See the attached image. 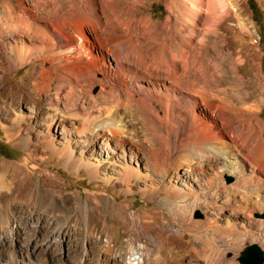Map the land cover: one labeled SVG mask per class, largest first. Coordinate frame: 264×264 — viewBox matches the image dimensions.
<instances>
[{
	"label": "bare ground",
	"instance_id": "1",
	"mask_svg": "<svg viewBox=\"0 0 264 264\" xmlns=\"http://www.w3.org/2000/svg\"><path fill=\"white\" fill-rule=\"evenodd\" d=\"M165 3L167 15L162 22L156 23L150 14H137L141 8L149 6L151 0H18L22 11L17 10L12 0H5L0 8V51H5L9 69L13 62L23 65L33 60V63H38L37 70L33 73L32 86L36 93L45 95L51 107L47 121L49 129L54 123L63 124L66 118L79 114H70L69 107L72 105L69 104L75 93L73 89L77 88L76 92L87 90L88 93L95 85L99 87L97 99L105 103L98 111V120L85 117L86 120L81 119L83 122L77 127L70 120L69 124L73 126L72 136L78 138L79 146L86 149L97 145L106 153L105 162L108 165L117 162L122 165L121 182L127 183L130 178L139 174L130 165L133 162L126 159L129 156L135 163L138 158L136 155L142 152L138 145L127 138L126 113L141 116L145 121L147 119L153 130L167 135L177 129L176 121L191 122L190 125H193L192 128L198 134L193 139V145H207V149L199 154L200 165L204 169H197L196 164H182L168 173L169 181L180 179V176L196 181L200 198L197 199L195 195L194 200H200L199 204L201 200L204 203L213 201L214 204L219 203L221 209H226L225 203L231 196V203L237 207H233L234 211L237 209L245 217L244 228L249 232L255 231L258 221L253 219L251 211L260 206L259 210L263 212L264 200L262 203L260 200L249 202L245 198L249 196H246L248 185L254 182H260L264 192V120L260 119V105L253 98L254 91H247L245 85V92L241 91L240 81L236 79L229 92L225 91L219 98L216 90L212 92L215 101L207 100L208 90H211H207L204 87L206 85L202 84L206 83L204 70L200 68L204 63L198 59L204 51L208 52L206 41L211 36L222 33L221 27L232 16L237 21V27L243 29L237 16V4L229 0H165ZM3 40L8 43L7 50ZM158 54H166L163 61L156 60ZM217 67L222 68L220 64ZM5 70L8 71V68ZM208 80L207 83L212 79L209 77ZM52 86L54 92L45 93ZM261 89V94L264 95V83L261 84ZM89 98L92 100L90 96ZM112 110L119 112L112 113ZM105 112L104 118L102 115ZM240 139H250L248 146L244 148V144L242 145L244 154H240L237 149L241 147ZM230 144L235 145L231 146L235 150L233 153L226 150ZM73 152L71 142L68 141L63 148L61 146L58 154L60 153L63 165L74 173L85 169L89 177L95 178L102 165L98 161L85 162L86 150L78 156ZM127 153L130 155L126 156ZM245 163L250 169L244 166ZM0 168L2 174L10 171V165L5 163H1ZM143 168L148 174H156L147 162ZM208 170L212 176H206ZM11 173L14 174L15 170ZM224 175L233 177L234 182L226 186L222 180ZM19 184L20 181L17 185L10 182L11 187L15 185V190ZM19 195L34 200L32 206L40 212L54 216L55 213L66 210L34 182L19 190ZM65 202L64 204H68L70 199H65ZM181 202V206H186L185 201ZM80 207L86 215H93L87 206L80 203ZM13 211L10 200L6 201L4 207L0 206V229H10L8 217L14 216ZM262 219L260 221L264 222ZM90 225L91 221L80 226ZM2 233L0 253L5 248L10 250L15 247L16 252L9 251L11 257L14 259L21 256L23 264H45L46 257H40V251L45 253L47 247L59 243L53 235L50 236L54 240L52 242H38L30 237L26 241V234L20 228L12 233L13 236ZM57 234L62 241L69 237V233L63 229ZM137 254L129 259L128 264H143L142 255ZM56 255L51 258L56 260ZM122 263V260H113V264ZM78 264H83V261Z\"/></svg>",
	"mask_w": 264,
	"mask_h": 264
},
{
	"label": "rangeland",
	"instance_id": "2",
	"mask_svg": "<svg viewBox=\"0 0 264 264\" xmlns=\"http://www.w3.org/2000/svg\"><path fill=\"white\" fill-rule=\"evenodd\" d=\"M229 1L237 4V16L243 29L237 27V21L232 16L221 27L222 33L211 36L206 41L208 52L204 51L198 57L204 63L200 68L204 70L206 83L202 84L206 85L204 87L207 90H211H208L207 100L214 102L213 93L216 90L217 97L220 98L225 91L227 93L231 90L233 82L240 81L241 91L245 92L243 85L247 91H254L253 98L260 105V119L264 120V95L261 94V84L264 83V0ZM4 2L5 0H0V8ZM12 4L22 11L18 0H12ZM137 14H150L156 23L162 22L167 15L165 0H151V4L141 8ZM3 42L7 50L8 43L6 40ZM0 52V164L10 165V171L6 174H2L0 168V206L4 207L6 201L10 200L14 210V216L8 217L11 230L0 229V234L3 232L2 235L13 236L20 228L26 234V241L30 237L38 242H52L54 240L50 236H56L59 243L47 247L45 253L40 251L39 256L46 257L45 264H78L82 261L83 264H113L116 259L122 260V264H128L129 259L137 253L142 255L143 264H238L239 253L245 247L256 244L264 250V222L254 216L264 215V210H259L260 206L251 211L253 219L258 222L256 221L257 229L249 232L244 228L245 217L237 209V213L234 211L233 207H237L231 203V196L225 203L226 209H221L219 203H215V206L213 201L204 203L201 200L199 204L200 200H194L195 195L197 199L200 198L196 181L183 179L181 176L180 179L169 181L168 173L182 164H196L197 169H204L200 165L199 154L207 149V145H193V139L198 134L193 125H190L191 122L176 121V131L167 135L153 130L147 119L145 121L141 116L126 113L127 138L138 145L142 152L136 155L138 158L135 163L127 153L126 160L133 162L130 165L139 174L134 175L127 183L121 182L122 165L118 162L108 165L105 162L106 153L97 145L86 149L79 146L78 138L72 136L73 126L69 124L71 121L77 127L83 122L81 119L86 120L85 117L98 120V111L105 103H100L97 99L99 87L95 85L88 93L87 90H79L80 93L83 92L80 94L73 86L75 93L73 92L69 104L72 105L69 107L72 111L70 114H79L66 118L63 124L56 122L49 129L47 121L51 107L45 95L36 93L32 86L33 73L37 70L38 63L31 60L23 65L15 62V65L13 62L10 71L5 51ZM165 57L166 54H158L156 60L163 61ZM217 64L222 68L219 69ZM219 70L222 71L221 74ZM209 77L212 80L207 83ZM53 92L52 86L45 93ZM118 112L112 110V113ZM102 117H106V112ZM179 117L183 120L182 116ZM68 141L72 143L75 156L86 150L85 162L98 161L102 165L95 178L89 177L85 169L74 173L63 165L58 152ZM249 143L250 139H240L241 149L237 147L238 152L244 154L242 145L245 148ZM231 146L235 147L230 144V148L226 150L233 153L235 150ZM146 162L156 174H148L144 170ZM244 166L250 169L247 164ZM13 169L14 174L11 173ZM206 172V176H212L209 170ZM222 180L226 186L234 182L233 177L228 175H224ZM11 181L16 185L20 181L17 190L14 189L15 185L10 186ZM31 182L37 183L56 204L64 206L66 210L53 216L33 208L34 200L19 195V190H23ZM255 183L248 185L246 196H249L245 199L249 202L264 200L261 183ZM65 199H70V202L64 204ZM181 201H185L186 206H181ZM80 203L87 206L93 215H86L81 211ZM90 221L92 225L80 226L87 225ZM60 229L69 233L66 241H62L57 234ZM9 251L16 252V248L1 251L0 264H23L21 256L12 259ZM54 255L56 260L51 258Z\"/></svg>",
	"mask_w": 264,
	"mask_h": 264
},
{
	"label": "water",
	"instance_id": "3",
	"mask_svg": "<svg viewBox=\"0 0 264 264\" xmlns=\"http://www.w3.org/2000/svg\"><path fill=\"white\" fill-rule=\"evenodd\" d=\"M256 218H264V215L255 214ZM238 264H264V252L256 244L245 247L237 258Z\"/></svg>",
	"mask_w": 264,
	"mask_h": 264
},
{
	"label": "trees",
	"instance_id": "4",
	"mask_svg": "<svg viewBox=\"0 0 264 264\" xmlns=\"http://www.w3.org/2000/svg\"><path fill=\"white\" fill-rule=\"evenodd\" d=\"M253 12H255V9H253Z\"/></svg>",
	"mask_w": 264,
	"mask_h": 264
}]
</instances>
